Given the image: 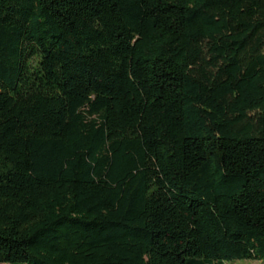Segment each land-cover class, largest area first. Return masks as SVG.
<instances>
[{"label": "trees", "instance_id": "trees-1", "mask_svg": "<svg viewBox=\"0 0 264 264\" xmlns=\"http://www.w3.org/2000/svg\"><path fill=\"white\" fill-rule=\"evenodd\" d=\"M264 261V0H0V264Z\"/></svg>", "mask_w": 264, "mask_h": 264}, {"label": "rangeland", "instance_id": "rangeland-1", "mask_svg": "<svg viewBox=\"0 0 264 264\" xmlns=\"http://www.w3.org/2000/svg\"><path fill=\"white\" fill-rule=\"evenodd\" d=\"M230 264H264V261H251V260H245V261H236L232 262Z\"/></svg>", "mask_w": 264, "mask_h": 264}]
</instances>
